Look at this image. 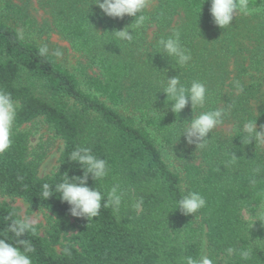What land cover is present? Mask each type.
I'll list each match as a JSON object with an SVG mask.
<instances>
[{
    "label": "trees",
    "instance_id": "obj_1",
    "mask_svg": "<svg viewBox=\"0 0 264 264\" xmlns=\"http://www.w3.org/2000/svg\"><path fill=\"white\" fill-rule=\"evenodd\" d=\"M93 2L0 0V89L20 105L11 147L0 154V194L49 214L43 234L34 226L35 234L20 237L35 248L33 264H182V257L202 251L203 242L217 264H264V225L251 227L246 211L264 203V150L255 142L245 145L236 130L256 116L257 130L264 125V0H249V14L238 12L225 29L213 23L207 0H151L145 23L130 26L132 42L111 32L133 18L107 17ZM38 11L40 22L33 14ZM177 30L192 55L182 68L157 46ZM51 34L82 62L70 70L54 56H39ZM176 75L186 86L200 80L209 89L194 115L227 112L222 126L230 133L215 129L203 150L179 138L183 122L192 118L191 105L174 114L160 92L165 77ZM41 126L62 143L57 168L45 177L38 169L50 143L30 146ZM78 146L108 162L109 175L102 181L89 176L88 186L106 194L120 183L125 196L119 212L104 209L102 201L98 217L76 218L58 194L42 197L44 183L54 186L64 173L82 176L80 166L68 161ZM231 152L239 158L235 164L229 163ZM188 191L206 199L194 216L176 210ZM138 198L139 209L132 206ZM17 217L0 203V238L11 236ZM228 247L253 248V254L248 261L225 257Z\"/></svg>",
    "mask_w": 264,
    "mask_h": 264
},
{
    "label": "clouds",
    "instance_id": "obj_2",
    "mask_svg": "<svg viewBox=\"0 0 264 264\" xmlns=\"http://www.w3.org/2000/svg\"><path fill=\"white\" fill-rule=\"evenodd\" d=\"M207 2L210 3L209 13L212 21L220 29L229 27L238 12L243 14L250 12L249 0H207ZM92 4L98 7L103 15L110 18L132 17L134 22L131 25L111 32V35L119 41L132 42L134 37L130 26L135 25L139 28L145 23L149 18L145 13L150 7L151 0H94ZM256 11H260V9H256ZM18 35L21 40L24 39L23 33ZM157 46L163 56L171 58L181 68L188 66L192 61L191 52L182 45L178 30L167 38H160L157 41ZM38 55L41 57L51 55L60 58L63 53L58 49L50 51L47 44H41L38 47ZM233 87L238 92L244 90L239 81H234ZM160 92L166 96V105L171 102L170 110L174 114L181 113L186 106L191 105L192 118L183 122L184 126L179 133V138L184 137L186 143L194 144L196 149L207 148L210 134L224 124L227 112L222 108H213L193 114L194 109H203L208 101L209 89L205 83L193 80L186 86L181 83L179 75L171 78L165 77ZM19 110V102L13 99L12 94L0 89V154L11 147L13 129ZM256 118L246 120L242 127L236 129L241 133L240 138L245 145L255 142V145L264 146V125L258 131ZM229 155V163L235 164L239 158L235 152H231ZM68 161L75 162L80 166L82 176L70 178L67 173H64L62 181L54 186L44 183L41 193L44 200L52 197L54 193L58 194L60 201L69 206V214L72 217L87 220H92L100 215L102 201L104 209L111 208L113 212L120 211L125 196V191L120 183H114L106 194L97 187L88 186L89 176L93 181H102L109 175L110 168L105 159L94 155L89 147L78 146L70 152ZM260 170L257 167L254 169V173L258 174ZM256 183L257 180L254 176L250 180V184L255 186ZM142 204L143 199L138 198L132 206L139 209ZM176 204V210L182 215L194 216L206 206V199L199 191H188L176 201ZM246 211L248 219L253 221L251 227L256 221L264 225V203L255 205ZM8 231L11 234L10 237L0 238V264H33L30 254L35 252V248L30 240L20 239V237L29 232L35 234L34 222L27 216L17 217L11 221ZM252 254L253 248L237 249L234 247H228L223 253L225 257L238 255L242 261H248ZM181 259L182 264H217L216 260L203 252Z\"/></svg>",
    "mask_w": 264,
    "mask_h": 264
},
{
    "label": "rangeland",
    "instance_id": "obj_3",
    "mask_svg": "<svg viewBox=\"0 0 264 264\" xmlns=\"http://www.w3.org/2000/svg\"><path fill=\"white\" fill-rule=\"evenodd\" d=\"M33 14L39 22L42 20V18H44L42 12L40 11L34 12ZM48 42L50 45L49 47L50 51L54 49H58L63 53V55L57 59L58 61L64 63L68 69L72 70L77 65V63L82 62L81 58L70 49L68 43L60 40V38L57 35L51 34L48 38ZM28 127H32V126H28ZM216 130L223 132L224 134H229L231 128L230 126H221ZM47 142L50 143V146H48L49 149L48 156L39 166L38 169L39 177H45L51 174L53 171H55L58 165L57 163L58 158L62 150V143L60 140L55 139L53 135L49 133L46 128L43 127L40 128L38 132L35 134V136L31 138V142H30L31 147H34L38 143H47ZM262 147L264 150V146ZM0 203H5L13 207L17 211V215L20 218L24 216L29 217L34 222V226H38L40 228L41 234L44 233V229L46 228L47 221L49 219V214H47L45 211L40 209H31L27 204H25L20 199L10 198L7 196H3L1 194H0ZM245 218H247L246 215ZM201 252L207 255L205 242H203Z\"/></svg>",
    "mask_w": 264,
    "mask_h": 264
}]
</instances>
